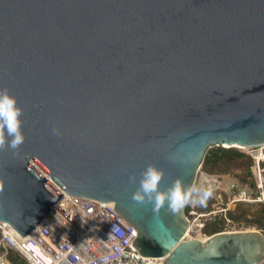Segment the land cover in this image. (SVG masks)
<instances>
[{"label": "water", "instance_id": "obj_1", "mask_svg": "<svg viewBox=\"0 0 264 264\" xmlns=\"http://www.w3.org/2000/svg\"><path fill=\"white\" fill-rule=\"evenodd\" d=\"M3 88L25 140L0 149V221L26 236L63 198L34 160L66 193L114 202L145 257L264 264L257 229L185 239L186 207L131 199L150 163L162 189L191 186L210 148L264 145V0H0Z\"/></svg>", "mask_w": 264, "mask_h": 264}, {"label": "built area", "instance_id": "obj_2", "mask_svg": "<svg viewBox=\"0 0 264 264\" xmlns=\"http://www.w3.org/2000/svg\"><path fill=\"white\" fill-rule=\"evenodd\" d=\"M242 151L253 159L259 191L234 184L231 203H264V148ZM52 186L63 198L26 236L0 221V264H14L12 251L27 264H163L162 258L145 257L131 245L138 230L114 209V202L73 196L56 183Z\"/></svg>", "mask_w": 264, "mask_h": 264}, {"label": "clouds", "instance_id": "obj_3", "mask_svg": "<svg viewBox=\"0 0 264 264\" xmlns=\"http://www.w3.org/2000/svg\"><path fill=\"white\" fill-rule=\"evenodd\" d=\"M23 108L18 98L10 90L0 89V149L5 147L17 150L24 143L25 134L22 129ZM55 132V129L53 130ZM164 170L154 163H150L142 171L139 186L131 199L135 205H153L156 214L167 206L169 213H180L189 204H205L212 194L211 187L203 183L186 186L182 178L178 177L168 188H161ZM130 183L136 182V176L129 177Z\"/></svg>", "mask_w": 264, "mask_h": 264}, {"label": "rangeland", "instance_id": "obj_4", "mask_svg": "<svg viewBox=\"0 0 264 264\" xmlns=\"http://www.w3.org/2000/svg\"><path fill=\"white\" fill-rule=\"evenodd\" d=\"M220 146H214L209 149L213 150ZM239 149V148H238ZM243 150V149H240ZM251 156L247 151H242ZM252 158V157H251ZM252 159V165H253ZM33 167L41 174L44 175V172L40 167L33 165ZM247 163L245 160L233 161L229 164L228 173H210L207 171V166L205 165V161L202 164L201 168L198 171L197 178L195 180V185L200 186L202 183L206 187H211L212 194L208 197L205 204H189V211L186 215L190 220V224L192 228L190 230V237H207L209 234L205 233L204 226L211 222H219L224 226V231H235V230H245V229H257L264 234V229L259 228L257 225L250 224L248 219L253 218V214L256 213L261 208V203H244V208L248 210L247 216L243 218H238V215H234V217L230 216V211H234L240 213L242 210H238L239 203L232 204V191L231 189L234 184H238L239 187H250L256 191H259V185L257 183V178L253 173L249 175L246 170ZM39 168V169H38ZM252 172V166H251ZM211 178L217 181L204 180L206 178ZM52 185V182H50ZM255 184V186H254ZM220 185V186H219ZM235 190L238 191L237 186ZM187 207V206H186ZM16 262L18 264H26L24 260L20 257L15 256Z\"/></svg>", "mask_w": 264, "mask_h": 264}, {"label": "trees", "instance_id": "obj_5", "mask_svg": "<svg viewBox=\"0 0 264 264\" xmlns=\"http://www.w3.org/2000/svg\"><path fill=\"white\" fill-rule=\"evenodd\" d=\"M238 160H245L247 163L246 170L248 171L249 175H251V166H252V158L245 152H242L238 147H224L220 146L213 150L208 151L206 158H205V165L207 166V171L210 173H228L229 164L233 161ZM255 186V184H254ZM261 208L253 214V218H246L248 219L250 224L257 225L259 228L264 229V203H261ZM189 207H186V211L188 213ZM238 210H242L240 213L230 211V216L234 217V215H238V218H243L247 216L248 210L244 208V202H239ZM224 226L221 225L219 222H211L204 226L205 233L212 235L217 232L224 231ZM15 256L20 257L16 252L12 251L9 254V259L15 263L16 262ZM21 258V257H20ZM22 259V258H21ZM23 260V259H22ZM25 261V260H24ZM26 262V261H25ZM27 264V263H26Z\"/></svg>", "mask_w": 264, "mask_h": 264}, {"label": "bare ground", "instance_id": "obj_6", "mask_svg": "<svg viewBox=\"0 0 264 264\" xmlns=\"http://www.w3.org/2000/svg\"><path fill=\"white\" fill-rule=\"evenodd\" d=\"M233 147H238V148H240V149H243V150H249V149H251V147H249V146H243V145H238V144H235ZM260 147H262V148H264V145L263 146H260ZM31 164L32 165H36V166H38V167H40L36 162H34V160H32L31 161ZM36 169H37V167H36ZM39 169V168H38ZM40 169H42L41 167H40ZM42 171L44 172V175H42V176H49L46 172H45V170H43L42 169ZM49 178V177H48ZM51 179V178H50ZM53 182V184H55L56 182L53 180V179H51ZM208 180H210V179H208ZM57 184V183H56ZM191 228H192V225L189 223V228H188V230H187V232H186V234H185V239H192L193 237H190V230H191ZM209 236H207V237H205V238H203V237H201V239H203V240H206L207 238H208ZM196 238H199V237H196ZM162 260H164V259H162Z\"/></svg>", "mask_w": 264, "mask_h": 264}, {"label": "flooded vegetation", "instance_id": "obj_7", "mask_svg": "<svg viewBox=\"0 0 264 264\" xmlns=\"http://www.w3.org/2000/svg\"><path fill=\"white\" fill-rule=\"evenodd\" d=\"M231 191H232V194H233V192H234V189L232 188V189H231Z\"/></svg>", "mask_w": 264, "mask_h": 264}, {"label": "crops", "instance_id": "obj_8", "mask_svg": "<svg viewBox=\"0 0 264 264\" xmlns=\"http://www.w3.org/2000/svg\"><path fill=\"white\" fill-rule=\"evenodd\" d=\"M15 264V263H14Z\"/></svg>", "mask_w": 264, "mask_h": 264}]
</instances>
